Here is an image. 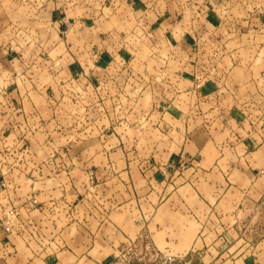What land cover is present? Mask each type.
Returning a JSON list of instances; mask_svg holds the SVG:
<instances>
[{
	"label": "crops",
	"instance_id": "1",
	"mask_svg": "<svg viewBox=\"0 0 264 264\" xmlns=\"http://www.w3.org/2000/svg\"><path fill=\"white\" fill-rule=\"evenodd\" d=\"M186 1L0 0V218L19 211L0 264H111L141 233L193 264H264L263 227L230 238L264 219V0ZM217 3L259 17L191 21L164 94L124 110L98 84L128 20L162 44L186 28L171 12Z\"/></svg>",
	"mask_w": 264,
	"mask_h": 264
},
{
	"label": "rangeland",
	"instance_id": "2",
	"mask_svg": "<svg viewBox=\"0 0 264 264\" xmlns=\"http://www.w3.org/2000/svg\"><path fill=\"white\" fill-rule=\"evenodd\" d=\"M186 2H190L191 4V0H188ZM254 12H256L254 7L250 9V12L239 11L238 8L231 10V7H229V5L225 3H222L221 5L217 3L215 5L214 11H211V9L210 11H207L196 9V7L194 8L189 6L187 8L184 6L183 8L179 9L178 12H171V16L173 18L174 24L182 23V25L184 24L186 28L181 29L180 27H168L167 29L170 28V30H168L166 34V41L162 42V44L159 43L160 41L157 38L165 33L163 30L157 31L154 28L138 27L136 26L137 21H135L134 19L128 20L130 21L128 24H124L122 25L123 27H119V35L123 37V35L129 36L130 34L134 33L135 38L134 40H131L132 36L129 38H123V44L119 45V50L116 49L121 54L115 55L118 56V58L113 65L110 64L112 60L107 61L106 64L105 61H103L102 63H98V69L100 70V74L98 75V84L100 83L104 85L106 82H115L117 80L116 83L119 85L121 83L122 87L124 88L123 90H120L119 97L122 104L124 102V110L128 109V106L126 104H129L130 108L133 104L135 106H138L141 104V102H143L142 96L144 95L145 87L151 85L152 90H156L151 91L152 94L158 95L159 88H162L161 93L164 94L163 92L165 87L161 85L162 83H173L170 81L176 78L177 73H174V63L172 61L173 58L171 57V55H174L175 51L182 47L181 45V47H177L179 45V40H181L180 36L183 37L184 34H191V21L206 19L207 16H209L211 13H214L217 19L224 22L227 20L229 22H232V19L238 18L251 19L259 17ZM262 17H264V15ZM234 24L236 25V23ZM172 27L174 28L173 30ZM108 29H111V27H109ZM125 38H127L131 43L127 44L128 40L126 41ZM149 56L151 57L150 59H148ZM159 68L163 71L165 69L168 71H164V74L160 75L158 74ZM127 85L131 86V88L129 87L125 91ZM146 92L149 94L148 91ZM147 93H145V95H147ZM165 93H169V98L174 93V90H170L167 88V92ZM187 96L188 95L186 94V92H183L182 97L178 100H182L184 102L185 100L189 101ZM182 109L185 113L187 112L186 107ZM119 110L121 111V107L119 108ZM12 157L15 158L13 155ZM252 219H250L246 226L248 230L245 234H241L239 236L234 234V236L230 237L231 239L236 238L234 243H236L237 245L244 246L249 243L250 245H248V248H250L251 245L254 246V244L262 239V237L258 235V230H256L255 227L259 225L260 228H264V219H262V221L260 222L261 225L259 223L255 224V222H257L256 219ZM188 226L192 229V231H195L193 225L188 224ZM240 228H242L241 232H244L245 227H243V224H241V226L237 228V232L240 231ZM258 232L260 233L261 230H259ZM157 242L158 245L162 248L167 244L164 241L163 236H161L159 240L157 239Z\"/></svg>",
	"mask_w": 264,
	"mask_h": 264
},
{
	"label": "built area",
	"instance_id": "3",
	"mask_svg": "<svg viewBox=\"0 0 264 264\" xmlns=\"http://www.w3.org/2000/svg\"><path fill=\"white\" fill-rule=\"evenodd\" d=\"M6 188V183H2ZM36 202V201H34ZM19 215L16 207H9L0 218V228L10 233ZM111 264H193L192 260L161 251L152 244L148 234L141 233L137 238L125 242L118 250Z\"/></svg>",
	"mask_w": 264,
	"mask_h": 264
}]
</instances>
